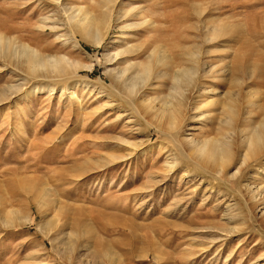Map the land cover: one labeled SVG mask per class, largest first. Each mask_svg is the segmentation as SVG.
I'll return each instance as SVG.
<instances>
[{
    "label": "rangeland",
    "instance_id": "obj_1",
    "mask_svg": "<svg viewBox=\"0 0 264 264\" xmlns=\"http://www.w3.org/2000/svg\"><path fill=\"white\" fill-rule=\"evenodd\" d=\"M115 1L113 12L134 9L155 27L124 28L141 16L128 22L114 17L94 45L73 37L61 4L81 5L98 17L99 3L107 0H0V38L9 40L8 51L0 52V203L16 216H32L17 227L0 222V264H264V204L255 207L233 186L235 179L204 174L196 150L197 142L216 136L214 119L227 91L239 113L249 99L251 119L264 117V0ZM204 21L228 24L227 33L206 41L199 30ZM154 37L165 60L130 93L111 69L125 60L143 64ZM23 45L49 58L65 57L71 67L58 77L46 76L44 68L30 71L19 53ZM196 51L202 84L213 89L206 96L216 103L213 114L209 107L200 109L202 115L186 112L172 141L168 128L159 132L157 119L143 114L141 100L156 104L168 96L178 68L197 71L187 56ZM195 74L189 105L198 99ZM232 150L238 162L244 150ZM243 176L242 183L264 186V160ZM41 182L78 233L66 254L38 227L47 219L46 207L27 206L28 186ZM232 214L236 220L228 222ZM231 227L238 231L228 233Z\"/></svg>",
    "mask_w": 264,
    "mask_h": 264
},
{
    "label": "bare ground",
    "instance_id": "obj_2",
    "mask_svg": "<svg viewBox=\"0 0 264 264\" xmlns=\"http://www.w3.org/2000/svg\"><path fill=\"white\" fill-rule=\"evenodd\" d=\"M52 1H54L55 3L60 2V0H52ZM107 2L108 4L99 3L98 5L100 9V12L98 14L100 16L98 17H100V19L96 16L97 14H93L90 10L83 8L81 5L74 7L72 6V4H68V5L61 4L63 5L62 9L68 12V13L64 12L65 14H67L66 21H67V24L72 28L71 33L73 34V37L76 40H77V37H80L81 39H88L91 43H94V45L99 44L102 40L101 33L111 28L113 22H115L113 20L114 17L116 21H123L125 19L141 16V18L137 20V22L135 23L129 22V24H125L123 26L124 28L126 27L131 28L132 26L140 27L141 25L147 24L148 22L150 23L152 28L155 27L154 23L151 21L150 18L148 19L147 15L144 14L143 16L142 14H140V12L139 13L135 12L136 13L135 14V13H132L134 9L129 11V10H126V8L125 9L120 8L115 13L113 12V9L115 7L114 6L110 7L109 5L110 4L113 5L114 2L116 1L107 0ZM66 5L69 7L66 8L65 7ZM112 12L113 14L115 13V16H113V18H111ZM125 21L128 22V20H125ZM200 25H201L199 26L200 37L204 38L206 41H209V40L212 41L216 39V37H219V35H224L225 33H227L228 24H218V23L214 24L213 22L204 21ZM121 29L123 28L121 27ZM154 39L155 37L152 40V44H150L151 46L149 45L150 47H152V49L148 46L149 49L147 51V56H146L147 59L143 64L140 63L141 65H135V63H132L131 61L125 60L119 63L117 67H115L114 69L113 68L111 69L115 71L116 73L115 77L119 80V82L122 83L125 89L129 91L130 93H137L136 91L137 85L141 84L140 86H142L143 82L147 81V79L149 81L148 77L150 75V72H153L152 70L154 69V64L155 66H157L158 63H161L163 62V60H165V54L163 51L160 50L161 49V45H159L160 42ZM8 41L6 40L4 41V39L2 41L0 38V52L5 53L8 51V48H9ZM20 50L21 51H19V53L22 55L24 62H26V64L30 66L31 68L30 71L37 72L39 69L44 68L46 70L45 72L46 76L53 74L54 76L58 77L62 75L65 76V74L68 72L69 68L71 67L69 61L65 57H62V56L52 57L51 56L49 58L45 55H40L41 53L38 54L35 48H31L26 45H23L20 48ZM128 51L129 49L127 48L126 50H122L121 52H118V53L125 54V53H129ZM118 53H116V55H118ZM200 54L201 53L197 51L190 52L187 54V56L190 57L191 61L194 64L198 65L197 71L196 69L178 68V71L172 77L174 81V85L171 87V89L169 88L170 92L168 96L166 95L167 97L165 96V98L162 99L163 97L162 96L161 97L162 100L158 99L160 101L156 104H152L147 99L141 100L144 105L142 107L143 114L145 116L157 119L158 124L160 125L158 127L159 132L163 130L165 131L164 128L166 129L168 128L169 130H167V132L169 131V134L172 133L169 135L172 141H176L173 131L178 126L179 119L181 120V117H184V114L186 112L188 111L196 112L197 114V112L200 111L201 114L199 115H202L203 114L202 109H204L205 107H209L210 108L209 111H211L212 110L211 107L216 103L215 98L213 99V97L211 96L213 89L208 90L209 86L207 87L206 84L205 85L202 84L204 80V74L199 77V70L201 69L199 65L201 61ZM152 59L155 61H152ZM134 67H137V68L133 70ZM254 67L256 66L254 65ZM212 70L213 68H211L210 74L213 73ZM222 71L223 70H221L220 72ZM195 72H197V76L199 78V79L197 78V92H196L197 95H195V97L197 96L198 99L194 97L197 101V103L195 102V104L197 105L195 104L192 105L191 102H190L191 105H189L187 102L189 98L188 96L192 94L195 88L193 86L194 83L193 85H191L192 81L194 82L193 76L194 75L196 76ZM156 73H158V70H156ZM214 74H211V77H214L215 75H217V74L215 75ZM162 75H167V72L160 74V76ZM249 77H251V75ZM200 78L203 80H201ZM217 79L218 78H216V80ZM248 79H246L245 77V84H246V80ZM235 82L238 84V86H240V88L242 87L243 81L241 82L239 78L235 79ZM203 83H206V82H203ZM214 90H215V87H214ZM209 91L211 93L210 95L211 97L206 96V95H209ZM247 95H251V94L247 93ZM231 97H232L231 92L227 91L224 94V99L222 101H219V109H217L218 115H217V118L214 119V122L216 123L215 128H214V131H216L215 132L216 136L206 137L204 140L197 142V148H196L197 158H198L197 167L202 168L203 170L201 171L204 172V174L205 173L210 174L217 181L223 182L225 180L227 181L229 179H235V183H233V186L237 187L238 190H242L243 195L246 196V198H248V200H250L253 203V205H255V207H259L264 204V186L260 185V183L254 184V182L253 183L251 182L252 184L249 182L242 183L243 181L242 177H244L243 172L247 168L250 167V164L251 165H257V164L262 165V161L264 160V117L261 118V120H259L258 122L253 121L251 119L250 113H251L252 108L249 106L251 100L247 98L246 99L249 102H247L248 105L246 106V110L244 109L243 114L239 113V111L237 109L236 111L234 109L235 107L232 106L227 101V100H231ZM194 98L193 100H195ZM190 100H192V97ZM200 109L202 110V112ZM213 110L212 112H209V114H213ZM161 124L164 126H161ZM162 127L163 129H161ZM232 146L234 147L238 146L240 148L242 147L244 150V155L238 160V162H236V160L234 159L235 153L232 150ZM233 168L235 170L231 172L230 175H228L227 170L228 169L231 170ZM225 173H227L228 175L227 179H225L224 177V176H227L225 175ZM51 192H52L51 189H49L47 186H45L44 183L41 182V183H37L34 185H29L26 190L25 198L27 200V206H30L32 204L31 202L33 201L37 204L38 207L40 206H44L43 208L46 207L45 211L46 209L48 210L47 212L48 215L46 216L47 219L39 222L38 227L40 231L44 234V236H47V238L50 239L51 241L53 240L54 242V240H58L61 243V246L62 245L64 246L65 248L64 253L66 254L68 251H71L73 247L75 248V243L77 241V238L76 239L74 238L75 240H73L72 236L75 235L77 237L78 233L66 224L67 222H66V215L64 213V209H62L61 206L60 207L57 206V203L59 201L56 203L55 201L57 200L51 198V195L53 194V192L52 193ZM52 197L54 198V194L52 195ZM259 212L264 222V210L261 209L259 210ZM27 213H29V211ZM235 215L237 214L230 215L227 218V221L232 222L233 220H236ZM0 222L2 223L3 226L9 227V226L15 225L17 227L19 225L30 224L32 222V216L30 214H26L23 217L16 216L15 210L13 211L11 208L8 207L6 202L3 201L0 203ZM262 227H264V225ZM236 231H238L236 227L235 228L231 227L228 229L227 232L233 233ZM49 234L53 235V237L50 238L48 236ZM101 253L105 256H110L109 255L110 252L108 251H103ZM74 259L76 258L74 257ZM77 262L80 263L81 261L78 259Z\"/></svg>",
    "mask_w": 264,
    "mask_h": 264
}]
</instances>
